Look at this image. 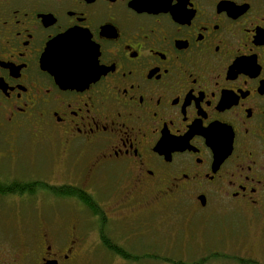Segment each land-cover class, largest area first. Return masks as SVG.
Here are the masks:
<instances>
[{"label":"flooded vegetation","instance_id":"obj_1","mask_svg":"<svg viewBox=\"0 0 264 264\" xmlns=\"http://www.w3.org/2000/svg\"><path fill=\"white\" fill-rule=\"evenodd\" d=\"M70 59L92 71L69 72ZM26 130L79 180L62 186L85 194L73 226L54 209L59 221L26 227L32 243L0 264H76L99 246L122 264H187L172 259L184 224L203 264H262L253 242L242 259L194 223L224 221V240L228 217L255 228L264 213V0H0V204L31 201L32 161L17 155ZM147 215L160 219L159 248L135 243Z\"/></svg>","mask_w":264,"mask_h":264},{"label":"rangeland","instance_id":"obj_2","mask_svg":"<svg viewBox=\"0 0 264 264\" xmlns=\"http://www.w3.org/2000/svg\"><path fill=\"white\" fill-rule=\"evenodd\" d=\"M22 138L19 140L18 145V160L27 164L26 161L30 159L32 162L28 168V178L34 181L44 182L53 184L54 186L63 185L65 183H79V180L75 178V175H70L69 173L63 171V167L58 161V159L51 161L50 164L46 161L45 153L48 151V143H41L37 141V135L31 132V130H26L22 133ZM0 139H2L0 137ZM0 143V151L3 149L4 141ZM45 144V146H44ZM28 166V165H26ZM25 168V167H24ZM27 170V169H26ZM22 173V172H21ZM24 174V173H22ZM102 195V193L100 194ZM14 199V197H12ZM15 199L18 200V197ZM29 204H0V252L8 250L11 252H16L23 250L25 246H21L26 242L32 243L31 235L26 227L30 226L32 234L38 231V227H42L41 222H53L59 221L60 217L63 215L67 218L65 222L69 223V227L73 226L75 216L77 215L76 210L71 207L73 204H79L77 199L73 196H59L56 193H44L42 191L36 190L33 192ZM54 209H63V215H53ZM150 215L149 213H147ZM146 216L144 219V237L139 242L140 246H144L149 249H155L158 246H163L165 244V239H156L157 237V223H160V219L156 218L152 220L150 217ZM46 218H42V217ZM55 218V219H53ZM45 220V221H44ZM123 221L115 222V225H110L112 233H124ZM197 221V220H196ZM91 222V220H89ZM226 228H229L233 232L231 238L225 237L224 240L220 238L218 231L215 229H220L223 222L208 223L199 222L194 223V226L199 229L197 232L198 236H204L207 244L212 248L219 249H238L242 259H248L250 254V247L247 245L249 243H254L257 247V256L264 264V213L259 215L258 222L255 223V228H249V221L244 218L236 217L232 215L226 219ZM43 223V224H44ZM74 223V222H73ZM88 224L86 226L88 227ZM85 224H82L84 226ZM37 228L35 229V227ZM177 225V245L176 249L182 256L174 257L172 259L185 260L187 264H203L201 261L203 258L198 256L199 246L191 245L190 243V232L187 224ZM205 228L206 231H202ZM213 228V229H212ZM214 230V231H213ZM156 235V236H155ZM219 237V238H218ZM93 236L88 237L86 240V245L92 242ZM66 240V239H65ZM65 240H62L64 243ZM37 242V241H36ZM34 242V244L36 243ZM190 243V244H189ZM236 245H234V244ZM135 245V244H134ZM184 250H190L189 253L192 255H183ZM188 253V252H187ZM194 253V254H193ZM11 255V254H10ZM140 262L128 264H156L155 258L152 256H141L134 257ZM167 257H157V264H166ZM237 258L233 256L227 257H212L210 262L207 264H241L236 261ZM207 260V259H206ZM76 264H122L117 258L103 251L102 247H97L96 251H84L78 257Z\"/></svg>","mask_w":264,"mask_h":264},{"label":"trees","instance_id":"obj_3","mask_svg":"<svg viewBox=\"0 0 264 264\" xmlns=\"http://www.w3.org/2000/svg\"><path fill=\"white\" fill-rule=\"evenodd\" d=\"M33 188H32V194L33 192H36L38 190L37 186L40 188H46L45 183L39 182V181H33ZM48 187V186H47ZM49 190L51 193H56L59 196H75V197H83L85 193H83L79 188L73 187V186H54L50 185Z\"/></svg>","mask_w":264,"mask_h":264},{"label":"snow or ice","instance_id":"obj_4","mask_svg":"<svg viewBox=\"0 0 264 264\" xmlns=\"http://www.w3.org/2000/svg\"><path fill=\"white\" fill-rule=\"evenodd\" d=\"M68 71L71 73L87 74L92 71V68L86 59H70Z\"/></svg>","mask_w":264,"mask_h":264},{"label":"water","instance_id":"obj_5","mask_svg":"<svg viewBox=\"0 0 264 264\" xmlns=\"http://www.w3.org/2000/svg\"><path fill=\"white\" fill-rule=\"evenodd\" d=\"M65 37H70V39H68V40H73L74 39V35L72 36V34H67V35H65ZM67 40V41H68ZM51 48H54V47H51ZM51 53V49H50V51H49V53L48 54H50ZM57 63H60V62H57ZM61 64H65V65H68V62L67 61H65V62H61ZM57 68V67H56ZM57 73H59L58 72V68H57Z\"/></svg>","mask_w":264,"mask_h":264}]
</instances>
